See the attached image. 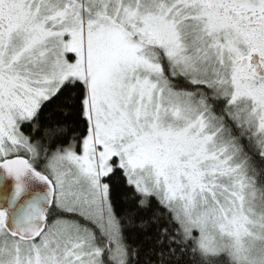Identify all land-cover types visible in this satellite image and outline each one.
I'll list each match as a JSON object with an SVG mask.
<instances>
[{
  "label": "snow or ice",
  "instance_id": "6c2138e0",
  "mask_svg": "<svg viewBox=\"0 0 264 264\" xmlns=\"http://www.w3.org/2000/svg\"><path fill=\"white\" fill-rule=\"evenodd\" d=\"M0 169V264H264V0H0Z\"/></svg>",
  "mask_w": 264,
  "mask_h": 264
},
{
  "label": "water",
  "instance_id": "95a60500",
  "mask_svg": "<svg viewBox=\"0 0 264 264\" xmlns=\"http://www.w3.org/2000/svg\"><path fill=\"white\" fill-rule=\"evenodd\" d=\"M26 183L28 184V195L35 196L38 201L41 203L42 198L44 197L46 193L47 185L38 181L37 179L26 177L25 178ZM13 185V180L11 178H6L5 173L2 169H0V188H3L6 190L8 194H10L11 188ZM8 207V200L6 199H0V209H7ZM9 219L14 220L15 219V212L14 210H9Z\"/></svg>",
  "mask_w": 264,
  "mask_h": 264
}]
</instances>
